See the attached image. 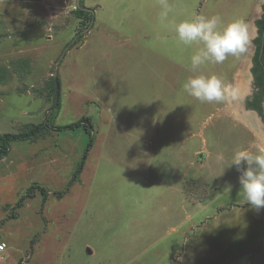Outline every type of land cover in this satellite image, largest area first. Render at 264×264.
Here are the masks:
<instances>
[{
	"label": "rangeland",
	"instance_id": "1",
	"mask_svg": "<svg viewBox=\"0 0 264 264\" xmlns=\"http://www.w3.org/2000/svg\"><path fill=\"white\" fill-rule=\"evenodd\" d=\"M260 1L166 0L162 18L161 0H83L89 28L77 0H0V135L85 116L93 126L12 142L0 159V264H217L233 250L225 264H264V209L247 204L232 166L235 151L264 150L261 118L246 107ZM194 14L244 19L247 51L193 71L197 45L180 43L175 25ZM213 74L229 85L220 101L183 91L190 76ZM35 184L48 198L18 206Z\"/></svg>",
	"mask_w": 264,
	"mask_h": 264
},
{
	"label": "clouds",
	"instance_id": "2",
	"mask_svg": "<svg viewBox=\"0 0 264 264\" xmlns=\"http://www.w3.org/2000/svg\"><path fill=\"white\" fill-rule=\"evenodd\" d=\"M161 3V17L167 18L171 9L166 0H161ZM175 32L180 43L197 45L190 58L193 71L205 63L222 64L229 56L238 57L247 51L251 42L249 25L242 18L223 24L219 16L194 14L176 24ZM182 88L201 103H212L223 98L229 85L214 74L197 75L190 76ZM233 165L240 173L241 192L247 204L256 211L264 209V150L256 154L237 150L232 157Z\"/></svg>",
	"mask_w": 264,
	"mask_h": 264
},
{
	"label": "trees",
	"instance_id": "3",
	"mask_svg": "<svg viewBox=\"0 0 264 264\" xmlns=\"http://www.w3.org/2000/svg\"><path fill=\"white\" fill-rule=\"evenodd\" d=\"M82 1L83 0L79 1L76 10L73 13L79 19L90 20L89 26H91L92 21L94 19V12L93 10L87 11L86 9L88 8L84 6ZM263 11H264V6H263ZM256 25L258 27V37L254 40V44L256 46V53L253 57V68H252V74L254 76V81H255V91L251 97V100L247 101L246 106L247 109L255 110L256 112H258V114L262 117L264 121V113L262 108V102L264 101V34H263L264 15L262 19L256 22ZM51 85H52L51 88L52 92L55 96L54 100L56 103L57 101H56L55 79H52ZM81 127H83L86 130V132H88L89 129L93 128L91 119L85 116L82 117L78 122H75L73 124L66 126H57V127H53L51 124L47 122H43L42 124L31 126L30 129L26 132H21L18 134L7 133L0 135V159H3L8 154L12 142L34 141L39 137L43 136L49 130H56L58 132H63L69 130H76ZM93 142L94 140L93 138H91L88 148L85 151V156L83 159L84 162L80 164L79 169L77 170L73 179L70 182V186H72L75 182L79 180V177L83 171L84 163L88 157L91 147L93 146ZM38 191L41 192L42 196L44 197V200L48 198V191L44 187L35 184L32 185L27 190L25 196L22 197L18 206H22L24 199L35 196ZM56 196H58V198H62L64 196V193H56Z\"/></svg>",
	"mask_w": 264,
	"mask_h": 264
},
{
	"label": "water",
	"instance_id": "4",
	"mask_svg": "<svg viewBox=\"0 0 264 264\" xmlns=\"http://www.w3.org/2000/svg\"><path fill=\"white\" fill-rule=\"evenodd\" d=\"M79 1H80V0H77V5L79 4ZM263 6H264V0H261V1L259 2V11L262 12V15H264ZM86 10H87V11H92L91 9H86ZM92 24H93V21H92ZM92 24H91V26H90L89 28L92 27ZM82 34H83V32L79 33V34H78V38H79ZM263 34H264V33H263ZM78 38H77V39H78ZM77 39H74V41L71 43L70 46H72L73 43H74ZM252 48H253V55H252V59H251V61H252V63H253V57H254V54L256 53V46L254 45ZM55 84H56V101L58 102V101H59V97H60V89H59V80H58V77H55ZM263 104H264V103H263ZM263 107H264V105H263ZM243 108H244V110H247V109L245 108V106H243ZM249 113H250V114H253L254 116H255V115H258V113H256V112L253 111V110H250ZM261 123H262V125H263V127H264V123L262 122V120H261Z\"/></svg>",
	"mask_w": 264,
	"mask_h": 264
},
{
	"label": "bare ground",
	"instance_id": "5",
	"mask_svg": "<svg viewBox=\"0 0 264 264\" xmlns=\"http://www.w3.org/2000/svg\"><path fill=\"white\" fill-rule=\"evenodd\" d=\"M249 67H250V58L246 61V63H245V66H244V68H243V70H242V72H241V85H240V91L239 92H242V89H243V86H244V84H245V80H246V74H247V76H248V71H249ZM238 92V94H235V96H234V98L231 100L232 101V103H239V99H240V93ZM237 109V108H236ZM240 112H239V110L237 109L236 110V115H237V117L240 115L239 114ZM241 116V115H240ZM247 120V119H246ZM247 123H251V124H253L254 123V121H252V120H247L246 121ZM264 139V138H263Z\"/></svg>",
	"mask_w": 264,
	"mask_h": 264
},
{
	"label": "crops",
	"instance_id": "6",
	"mask_svg": "<svg viewBox=\"0 0 264 264\" xmlns=\"http://www.w3.org/2000/svg\"><path fill=\"white\" fill-rule=\"evenodd\" d=\"M241 247V246H240ZM243 248L241 247L240 249H237V250H242ZM182 250V249H181ZM236 252H238V251H236L235 250V252H234V250L233 251H227L225 254L223 253V255L218 259V262H217V264H221V263H223L224 262V264H225V261H227V260H230V261H232V260H234V253H236ZM182 256H183V253H182ZM182 256H181V258H182ZM191 257V256H190ZM197 257V256H196ZM232 257H233V259H232ZM213 258H215V257H213ZM183 260H184V257L182 258ZM216 259V258H215ZM180 263V262H179ZM178 262H177V264H179ZM191 263L192 264H196L197 263V261H196V258L194 259V257L192 258L191 257ZM199 264V263H198Z\"/></svg>",
	"mask_w": 264,
	"mask_h": 264
},
{
	"label": "built area",
	"instance_id": "7",
	"mask_svg": "<svg viewBox=\"0 0 264 264\" xmlns=\"http://www.w3.org/2000/svg\"><path fill=\"white\" fill-rule=\"evenodd\" d=\"M7 249V244L5 242H0V255H2Z\"/></svg>",
	"mask_w": 264,
	"mask_h": 264
},
{
	"label": "flooded vegetation",
	"instance_id": "8",
	"mask_svg": "<svg viewBox=\"0 0 264 264\" xmlns=\"http://www.w3.org/2000/svg\"><path fill=\"white\" fill-rule=\"evenodd\" d=\"M257 22V21H256ZM254 91H255V81H254ZM254 93V92H253ZM253 95V94H252ZM252 95H251V97H252ZM251 97L249 98V100H251ZM263 103V102H262ZM247 107V106H246ZM251 110V109H250ZM253 111H255V110H253ZM256 112V111H255ZM256 113H258V112H256ZM264 113V112H263ZM259 115V114H258ZM259 117L261 118V120H262V122L264 123V121H263V119H262V117L259 115Z\"/></svg>",
	"mask_w": 264,
	"mask_h": 264
}]
</instances>
